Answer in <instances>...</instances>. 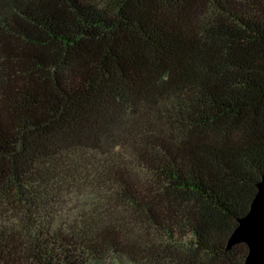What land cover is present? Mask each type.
<instances>
[{"label":"trees","instance_id":"obj_1","mask_svg":"<svg viewBox=\"0 0 264 264\" xmlns=\"http://www.w3.org/2000/svg\"><path fill=\"white\" fill-rule=\"evenodd\" d=\"M263 174L264 0H0V264H243Z\"/></svg>","mask_w":264,"mask_h":264},{"label":"water","instance_id":"obj_2","mask_svg":"<svg viewBox=\"0 0 264 264\" xmlns=\"http://www.w3.org/2000/svg\"><path fill=\"white\" fill-rule=\"evenodd\" d=\"M243 242L248 247L243 264H264V174L257 183V191L248 211L239 218L227 239V248Z\"/></svg>","mask_w":264,"mask_h":264},{"label":"rangeland","instance_id":"obj_3","mask_svg":"<svg viewBox=\"0 0 264 264\" xmlns=\"http://www.w3.org/2000/svg\"><path fill=\"white\" fill-rule=\"evenodd\" d=\"M79 199H80L79 201H80V203H81L82 201H85V199H87V198L85 197V195H83V196H80ZM76 203H78V202H77V199H75L73 202H71V203L69 204L70 208L73 207L72 212L76 210V208H74L75 205H78V204H76Z\"/></svg>","mask_w":264,"mask_h":264}]
</instances>
